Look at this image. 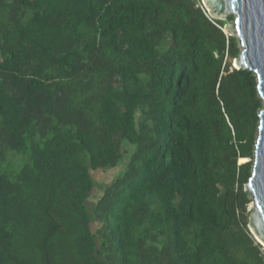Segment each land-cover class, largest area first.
I'll return each instance as SVG.
<instances>
[{
    "label": "trees",
    "instance_id": "obj_1",
    "mask_svg": "<svg viewBox=\"0 0 264 264\" xmlns=\"http://www.w3.org/2000/svg\"><path fill=\"white\" fill-rule=\"evenodd\" d=\"M233 19L0 0V264H264L245 190L263 100Z\"/></svg>",
    "mask_w": 264,
    "mask_h": 264
},
{
    "label": "water",
    "instance_id": "obj_2",
    "mask_svg": "<svg viewBox=\"0 0 264 264\" xmlns=\"http://www.w3.org/2000/svg\"><path fill=\"white\" fill-rule=\"evenodd\" d=\"M215 18L232 15L233 22L225 27L241 47L234 59L236 68L251 70L257 78V90L263 100L254 149L253 168L245 185L252 197L250 230L264 246V0H201Z\"/></svg>",
    "mask_w": 264,
    "mask_h": 264
},
{
    "label": "rangeland",
    "instance_id": "obj_3",
    "mask_svg": "<svg viewBox=\"0 0 264 264\" xmlns=\"http://www.w3.org/2000/svg\"><path fill=\"white\" fill-rule=\"evenodd\" d=\"M227 17V16H226ZM219 19H222V18H219ZM225 19V17H224ZM225 30V33L229 34L226 29L224 28ZM239 48L241 50V47L239 45ZM233 67H235V63L233 61ZM129 147V146H126V148ZM19 158V157H18ZM11 162L13 165H17V159L16 158H10ZM21 161V160H20ZM125 162H126V158H125V161L122 162V164H120V166L116 169H113V170H108V171H101V170H98L96 172L93 173V177H94V180H95V183L94 185L96 186L95 187V190L93 192V194L91 195V198L90 200L93 201L95 199V197H97V195H99L101 189H102V186L104 185V183H107L108 181H110L117 173H119L122 169V171L119 173L121 174L123 171H124V165H125ZM240 162V161H239ZM21 164V163H20ZM18 164V165H20ZM118 174V175H119ZM248 210H250L252 212L253 210V206H252V203H250L248 205ZM250 212V214H251Z\"/></svg>",
    "mask_w": 264,
    "mask_h": 264
}]
</instances>
